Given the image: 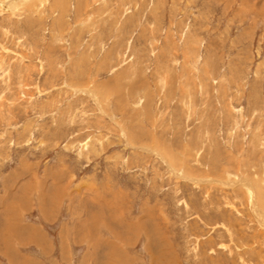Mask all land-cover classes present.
<instances>
[{"label": "rangeland", "instance_id": "obj_1", "mask_svg": "<svg viewBox=\"0 0 264 264\" xmlns=\"http://www.w3.org/2000/svg\"><path fill=\"white\" fill-rule=\"evenodd\" d=\"M5 1L0 264H259L264 0Z\"/></svg>", "mask_w": 264, "mask_h": 264}, {"label": "bare ground", "instance_id": "obj_2", "mask_svg": "<svg viewBox=\"0 0 264 264\" xmlns=\"http://www.w3.org/2000/svg\"><path fill=\"white\" fill-rule=\"evenodd\" d=\"M18 4V3H17ZM14 4L12 3V6ZM11 6V3L5 1V0H0V12H3V13H7L9 11L10 8H12ZM15 9V8H14ZM10 12V11H9ZM196 182V180H195ZM198 182V181H197ZM262 200V199H261ZM253 202V201H252ZM252 206L254 207V212H256V215H255V218H256V221L257 223L259 224V226H261L263 229H264V207L262 208V206L260 207V204L258 202V199H257V202L255 200V205H253L252 203ZM252 212V211H251ZM253 214V213H252ZM262 231V230H261ZM262 235V236H261ZM260 236L264 239V231L260 232ZM252 252V251H251ZM259 255V258L261 259L259 264H264V254L261 255V254H258ZM242 261V260H241ZM247 262V261H246ZM242 263V262H241ZM250 264V263H249Z\"/></svg>", "mask_w": 264, "mask_h": 264}]
</instances>
